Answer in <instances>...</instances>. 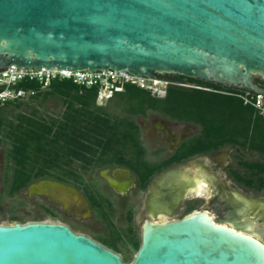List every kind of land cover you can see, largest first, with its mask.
Returning <instances> with one entry per match:
<instances>
[{"label":"water","instance_id":"water-1","mask_svg":"<svg viewBox=\"0 0 264 264\" xmlns=\"http://www.w3.org/2000/svg\"><path fill=\"white\" fill-rule=\"evenodd\" d=\"M12 66L174 74L264 98V0H0V71ZM207 214L146 220L130 264H264L253 227ZM0 264L124 263L65 225L33 222L0 225Z\"/></svg>","mask_w":264,"mask_h":264},{"label":"trees","instance_id":"trees-1","mask_svg":"<svg viewBox=\"0 0 264 264\" xmlns=\"http://www.w3.org/2000/svg\"><path fill=\"white\" fill-rule=\"evenodd\" d=\"M160 78L198 88L171 86L164 98H155L147 91L126 85L106 105H99L97 87L79 86L70 80H53L44 89L39 82L28 79L14 86L15 90L33 95L0 104V148L7 146V195L14 196L39 180L76 186L83 190L97 222L106 227L105 236L112 237L94 239L121 255L124 264L132 263V254L123 255L119 245L126 237L127 245L137 253L141 240L134 233L119 232L110 200L98 191L82 187L84 175L91 167H127L145 189L161 168L227 146L264 154V118L253 107L244 105L238 97L244 92L180 75ZM256 83L264 88V81L256 79ZM49 98L61 100L63 109L59 115H44L34 105ZM149 112L198 128V134L184 142L162 167H152L145 160L146 149L135 121Z\"/></svg>","mask_w":264,"mask_h":264},{"label":"flooded vegetation","instance_id":"flooded-vegetation-1","mask_svg":"<svg viewBox=\"0 0 264 264\" xmlns=\"http://www.w3.org/2000/svg\"><path fill=\"white\" fill-rule=\"evenodd\" d=\"M158 116L160 115L157 113L149 112L145 117L135 118L141 131L143 146L146 149L145 160L152 167H162L171 157L175 156L174 154L184 142L198 134V128L195 125L175 122L162 116L160 118H163V121H159ZM147 144L152 147L151 150H147ZM203 159L211 161L213 169L229 179L234 189L228 188L224 181L218 180L206 167L203 169L202 167L206 166L202 164ZM192 160H196L198 165L202 164V167L190 178L184 167ZM173 168L175 172L164 178L163 174ZM118 169L128 172V175L120 181L113 177L114 172ZM84 177L86 181L82 187L98 191L112 204L110 193L116 195L119 209L124 210L125 216L130 218L133 216V209L140 195L144 196L143 212L148 214L150 219V215L173 216L182 212L183 216L178 219L180 220L192 212L205 211L211 219L222 223L242 224L248 227L252 222V225L256 226L255 231L258 232L256 220L263 218L259 213L253 217L252 215L258 209L264 210V204L254 203L247 198L246 194L258 196L264 194V154L245 151L233 146L163 167L150 179L145 189H142V183L137 175L124 166L91 167ZM200 179L206 181L208 186L203 182L198 184L197 181ZM37 183L40 184L39 191L41 192L37 195L51 205L61 207L62 212L70 220L69 222H59L60 224L65 225L75 234L83 235L97 242L94 238L78 232L73 226V224L87 223L100 225L94 217L83 190L54 180H39L25 189L32 185L36 186ZM205 195H209V197L205 201L206 204L203 205ZM46 210L55 213L51 208Z\"/></svg>","mask_w":264,"mask_h":264},{"label":"rangeland","instance_id":"rangeland-1","mask_svg":"<svg viewBox=\"0 0 264 264\" xmlns=\"http://www.w3.org/2000/svg\"><path fill=\"white\" fill-rule=\"evenodd\" d=\"M108 103V102H107ZM106 103V104H107ZM102 104V103H101ZM100 104V105H101ZM103 104V105H106ZM34 105L39 108V111L44 115H54L57 116L61 113L63 107L61 100L58 98H49L46 102L42 104H38V102L34 103ZM159 121L162 120L160 116H158ZM157 120V119H156ZM163 121V120H162ZM148 122V121H146ZM172 125V124H170ZM152 147L147 144V150H151ZM6 153H7V146L3 145L0 148V225H13L14 223H20V224H27V223H33V222H46V223H59V222H69L68 217L62 212L61 207L57 205H51L48 203L45 199L38 196L37 194H41V192L38 190L40 187V184H36L30 186L27 189H23L19 193H17L14 196L7 195V186L5 184V163H6ZM196 160H192L191 162L187 163V166L184 167L186 171H188V176L191 178L193 177L194 173L201 169L202 164L206 165L202 167L203 169L209 170L211 173H213L218 180L224 181V183L227 185L228 188L234 189L231 185V181L223 176L222 173L216 172L213 167L211 166V161L203 159V163L198 165L196 164ZM203 179V178H202ZM202 179L198 180V184L200 182H203L206 186L208 184L206 181H202ZM86 181V178H85ZM87 190H90L89 188H86ZM207 192L208 189L206 188ZM209 193V192H208ZM247 198L253 201L254 203H263L264 204V194L263 195H253V194H246ZM111 200L113 201V205L115 208V214H114V224L119 229L120 233L123 231L126 233H134L136 234L140 240H141V228L144 220H150L151 222H165V221H171V220H178L181 216H183V213H177L173 216H165L163 214H157L155 216H151V219L149 218L148 214H145L144 206L142 205L143 201V195L139 196V200L137 201V204L135 208L133 209V216L131 219L125 216V211L122 209H119L118 205V199L116 195H112L110 193ZM209 195H205L204 204H206V199H208ZM201 205V204H199ZM52 209L55 211V217L51 216L46 209ZM259 213L263 216L261 220H256V225L259 228L258 234L260 233L263 237H258L256 234L255 237L252 235H249L253 238H256L255 240H259L262 244H264V210L258 209L256 210L252 217ZM13 218H19L21 221L14 222L12 221ZM72 222V221H71ZM76 223V222H75ZM228 224L231 223H222ZM75 226L76 230L78 232L84 233L92 238L102 237L104 235L105 238L108 240H111L112 237L105 236L107 235L106 227L102 224H83L79 225L76 224ZM256 228V226H255ZM256 232V231H255ZM123 243H120V248L122 250V254H132V257L134 258L136 255V252H133V249L128 244L127 245V238L123 237ZM258 241V242H259ZM125 242V243H124ZM121 257V255H120Z\"/></svg>","mask_w":264,"mask_h":264},{"label":"built area","instance_id":"built-area-1","mask_svg":"<svg viewBox=\"0 0 264 264\" xmlns=\"http://www.w3.org/2000/svg\"><path fill=\"white\" fill-rule=\"evenodd\" d=\"M12 66L0 71V87L3 90L0 92V104L16 99H26L33 95V92H25L15 90L14 86L23 80H35L42 85V88L49 86L53 80H70L74 84L87 88L97 87L98 97L97 103L100 105L106 104L115 92H122L126 85L135 86L141 90L147 91L153 97H164L168 87L176 86L181 88H198L185 83H176L168 79L160 78L158 75L155 78L137 76L128 73L127 71L107 70L89 72L81 71H65V70H46L40 71L21 68L17 72ZM242 99L244 105L253 107L257 113L264 118V98L250 93L238 96Z\"/></svg>","mask_w":264,"mask_h":264},{"label":"bare ground","instance_id":"bare-ground-1","mask_svg":"<svg viewBox=\"0 0 264 264\" xmlns=\"http://www.w3.org/2000/svg\"><path fill=\"white\" fill-rule=\"evenodd\" d=\"M38 190H39V189H38ZM207 217H210V216L207 214ZM210 220H211V217H210ZM237 225H238V224H237ZM238 226H241L242 228H246V229H247V228H250V226H251V227H253V230H252L251 232H255V226L252 225V222L249 223L248 227H246V225L244 226V225H242V224H239ZM231 230L235 232L234 229L231 228ZM238 233H239V232H238ZM240 234H241V233H240ZM242 234H243V233H242ZM245 235H249V234H245ZM248 237H249V236H248ZM249 238H251V237H249ZM252 239H253V238H252ZM254 240H255V239H254ZM256 241H257V240H256ZM257 242H258V241H257ZM263 246H264V245H263Z\"/></svg>","mask_w":264,"mask_h":264}]
</instances>
